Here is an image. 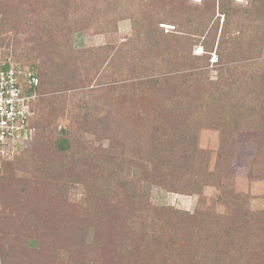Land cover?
<instances>
[{
  "label": "rangeland",
  "instance_id": "rangeland-1",
  "mask_svg": "<svg viewBox=\"0 0 264 264\" xmlns=\"http://www.w3.org/2000/svg\"><path fill=\"white\" fill-rule=\"evenodd\" d=\"M172 1L175 3L0 0V21L9 4L23 9L29 21L19 33L2 35L12 45L9 49L1 47L0 57L10 54L14 58L17 54L23 59L21 64L33 63L36 72L43 71L42 63L49 58L53 62L49 67L56 69L58 75L69 77L72 86L67 92L41 95L34 120L39 128L37 138L28 148L0 158V264H104L101 251L95 252L100 248L87 247L94 243V228L87 226L86 220L81 223L79 217L88 218L96 201L93 195L103 186L112 185L113 180L108 177L114 169L152 205L170 207V212L196 211L212 218L229 214L215 186L217 180L227 183L228 190L235 194L247 197L250 212H264V151L258 155V135L248 128L249 118L238 120L244 129L236 126V120L234 125H218L204 108L195 107L194 100L186 108L179 107L172 92L174 87L192 80V72L204 73L197 76L201 83L193 88L195 92L217 81L222 70L237 67L231 74L225 72L234 81L227 82L224 89L232 88L236 100L243 94L249 97L248 102H260L264 98V47L245 43L233 60L223 52L222 63L216 49L224 17L219 16L218 10L211 22L206 16L207 28L202 33L199 22L209 0ZM251 1L238 4L232 0V6L251 8ZM150 22L156 27L158 24V31L164 34L160 41L167 36L188 38L182 44L185 51L177 57L172 56L170 49L168 54L162 52V43L156 51L160 63L153 65L156 71L149 66L152 53L145 48L150 44L146 37ZM139 23L145 29L140 35L135 33ZM162 25H173L175 30L168 32ZM213 25L215 29H211ZM249 28L247 34L252 36L253 26ZM14 38L18 42L15 46ZM183 55L187 59L178 62ZM194 57L200 61L193 63ZM251 75L253 80L248 79ZM42 80L44 83L43 76ZM255 85L259 96L252 98L249 91ZM213 88L212 94H216L217 89ZM53 109L56 111L50 112ZM229 127H235L230 137L226 135ZM62 131L70 133V149L58 157L61 162L51 174L44 173L41 168L44 170L47 160L58 153ZM177 133L184 139L183 146L182 138L176 140ZM187 137H197V144L190 145ZM224 137L229 139V145L225 144L222 150ZM32 151L44 159L43 164L26 166ZM155 157L165 158L162 161ZM162 162L170 165L168 169L172 165L179 169L186 163L196 182L187 191L173 192L144 180L152 166L159 167ZM106 193L110 199L98 198V206L109 209L119 196L116 189ZM83 231L87 232L86 245L79 241V232ZM59 232L74 234L72 246L61 248L56 243L54 236ZM105 235L108 238V233ZM110 238L115 240L114 236ZM107 245L113 248L108 252L112 261L116 246L110 241ZM106 264H110L108 258Z\"/></svg>",
  "mask_w": 264,
  "mask_h": 264
},
{
  "label": "trees",
  "instance_id": "trees-1",
  "mask_svg": "<svg viewBox=\"0 0 264 264\" xmlns=\"http://www.w3.org/2000/svg\"><path fill=\"white\" fill-rule=\"evenodd\" d=\"M169 2L175 3L172 0H169ZM251 2V8L244 9L233 7L232 0H209L205 4L204 10H202V20L199 22L202 33L207 28L204 27L207 21L206 16L209 17L208 22H211L216 14L215 10H218L219 16L224 17V29L221 32L216 49V53L222 63L224 62L223 52L224 56L226 53V55H229L228 59L233 60L236 56V51L241 49L245 43H255L259 47H264V0H252ZM216 3L218 4L216 5ZM25 14L26 12L23 9H17V7L9 4L0 21V48L9 49L12 45L11 40L2 35L10 31H14L17 34L20 29L25 28V25H29ZM250 26H253L254 29L252 36L247 34ZM143 27L144 24L141 23L136 25L135 33L140 35V31L145 32V29H142ZM157 27L154 26L153 22H150L148 33L146 34L151 45L148 44L145 48H149L152 53V60L149 62V66H151L153 71H156L153 65L160 64L156 51L162 46V43V49L164 50L162 52L168 54L170 49L173 52L172 56L177 57L176 54L185 51L182 44H184L185 40H188V38L184 39L183 36H174V38L167 36L164 37L163 41H160L159 37L164 34L159 32ZM213 28L215 29L214 25L211 29ZM153 40L155 41L152 44ZM174 40L177 43H174ZM13 41L15 46L18 43L17 39L14 38ZM189 43H191V40H189ZM213 47L214 43L210 50ZM6 55L9 56L10 54ZM189 55L191 56V53ZM21 58V56L16 54L13 59L19 62L23 60ZM186 59V55H183L178 62ZM193 59L195 60L193 63L200 61V59L195 57ZM51 62L48 58L46 62L42 63L43 67H40L43 71L36 72L40 79L38 93L44 96L45 94L72 90V86H69L71 79L63 73L58 75L56 69L49 67ZM23 66L33 69L34 64L32 63L29 66L23 64ZM235 70H237V67H228L222 70L217 81L211 82L210 86L202 88V91L195 92L192 91L193 88L201 83L197 76L204 73L192 72L189 74L192 80H187L185 86L174 87L173 96L176 98L177 103L180 102L179 107L182 105L184 108L194 100L195 107L204 108L211 114L210 119L212 122L218 125H234L236 120V126L244 129L246 127H240L238 120L249 118L250 123L247 126L250 130L257 132L258 155H260L264 151V98L260 102H253V99L248 102L247 99L249 97L240 94L242 93L240 92V99L236 100L234 95L231 94L232 88L224 89L227 82L234 81L231 77L228 78L225 72L227 71L231 74ZM246 75L243 76L245 79ZM42 76L44 77V83ZM61 78L64 79L60 80ZM248 79L253 80V76L251 75ZM222 82L223 84L221 85ZM214 86H216L217 90L219 89L218 93L217 90L215 91L216 94H212ZM258 88L255 85L249 91V96L252 98L259 96ZM223 98L225 103H223ZM55 111L53 109L50 112ZM49 123H46L41 128L42 132H45ZM32 127L34 128L33 140L35 141L39 133V128L35 121L32 122ZM229 128L231 129L226 134L228 137L231 136L235 127ZM68 134L70 133L62 131L63 136L59 139L58 153L54 158L47 160L44 170L41 168L44 173L51 174L50 171H54L56 164L61 162L58 161V157L68 153L70 149ZM175 136L176 140L182 138L180 145L183 146L184 139L182 135L177 133ZM187 140L190 145H196L198 142L197 137L188 138ZM222 140L223 150L225 144L226 147L229 145V139L224 137ZM193 150L196 149L193 148ZM223 156L224 153L221 152L220 159ZM155 158H162L163 161L165 157ZM43 163L44 159H39L37 152L32 151L31 159L25 164L26 166L31 164L32 166H37ZM161 164V168L156 164L152 166L151 171L144 175V180L151 182L155 186L170 188L173 192L187 191V188H191L196 182L193 170L191 171L186 163H183V167L180 166L179 169H175L173 165L168 169L169 164L166 165L163 162ZM107 165L108 167L111 166L110 163H107ZM108 179L109 181L113 180L112 185L103 186L97 194L93 195V199L96 201L95 203L93 202L94 204H92L88 212V218L79 217L81 223L86 220V225L94 228V243L89 244L87 247L92 250L95 247L97 249L100 248L94 251L96 253L101 251L100 256L104 264L107 263V258L110 264H264V261L261 260L264 258V212H250L246 201L247 197L228 190L227 183L222 184L217 180L215 186L219 190L221 201L229 210V214L212 218L210 215L207 216L196 211L193 214L178 210L170 212L172 210L170 207L152 205L149 198L137 191L133 183L120 178L118 170H112ZM108 189H116L119 199L114 198L111 208L104 209L98 206V198L110 199L106 193ZM103 226L106 227L103 229ZM105 233H108V238L105 237ZM82 235L84 236L83 239ZM79 236H81L79 241L81 240L86 245L85 237L87 232L83 231L82 234L79 232ZM113 236L115 240L110 238ZM54 237L57 239L56 243H59L62 248L66 244L72 246L71 242L74 234L59 232ZM105 238H107L106 243H104ZM79 241L73 243L78 244ZM109 241L114 242L116 246L114 250L117 252L114 254L112 261H110L111 256L108 254L109 251L113 250L111 246L107 245ZM3 261L7 263L4 259Z\"/></svg>",
  "mask_w": 264,
  "mask_h": 264
},
{
  "label": "built area",
  "instance_id": "built-area-1",
  "mask_svg": "<svg viewBox=\"0 0 264 264\" xmlns=\"http://www.w3.org/2000/svg\"><path fill=\"white\" fill-rule=\"evenodd\" d=\"M200 3L202 0H195ZM238 4L247 0H236ZM171 32L175 26L162 25ZM40 79L34 69L11 56L0 57V158L28 148L34 136Z\"/></svg>",
  "mask_w": 264,
  "mask_h": 264
}]
</instances>
